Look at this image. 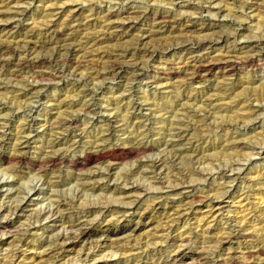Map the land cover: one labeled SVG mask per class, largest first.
I'll list each match as a JSON object with an SVG mask.
<instances>
[{"label":"rangeland","instance_id":"1","mask_svg":"<svg viewBox=\"0 0 264 264\" xmlns=\"http://www.w3.org/2000/svg\"><path fill=\"white\" fill-rule=\"evenodd\" d=\"M200 256L264 262V0H0V264Z\"/></svg>","mask_w":264,"mask_h":264},{"label":"bare ground","instance_id":"2","mask_svg":"<svg viewBox=\"0 0 264 264\" xmlns=\"http://www.w3.org/2000/svg\"><path fill=\"white\" fill-rule=\"evenodd\" d=\"M67 46V44H66ZM66 46H62L61 48H65ZM69 46V45H68ZM231 60V59H230ZM251 60V59H250ZM248 60H242L243 62H247ZM235 63V62H234ZM110 70V69H109ZM45 73V72H44ZM38 75V74H37ZM193 75V74H192ZM72 116V115H71ZM71 120V119H70ZM68 121V120H67ZM100 144V143H99ZM98 145V144H97ZM174 144H172L173 146ZM96 146V145H95ZM141 146V145H140ZM109 153V152H108ZM107 153V149L105 146L97 148L95 151V155H93V158H105ZM54 155V154H53ZM91 156V155H90ZM56 157V156H55ZM152 165H156L155 162H152ZM57 207L65 206L66 207V202L63 203L62 201L57 200L56 202ZM86 225V224H85ZM70 226V225H69ZM27 229V228H26ZM90 231L88 230L87 227H85L83 224H73L70 226V231L69 232H63L60 234L58 238V243L61 244L62 246L65 244H73L76 243L78 240H80L82 237L86 236ZM22 240V238L20 239ZM54 249V248H53ZM52 250H50V253ZM200 254V253H199ZM206 255V254H205ZM42 257V256H41ZM207 256H200L199 257V264H208ZM261 260V259H260ZM197 261V262H198ZM259 262V261H258ZM210 263V262H209ZM264 264V262H262ZM257 264V263H256Z\"/></svg>","mask_w":264,"mask_h":264}]
</instances>
